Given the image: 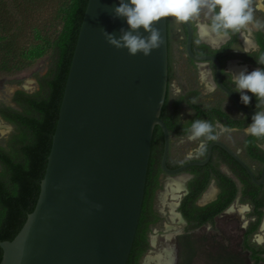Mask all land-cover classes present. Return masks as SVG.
<instances>
[{
    "label": "water",
    "instance_id": "1",
    "mask_svg": "<svg viewBox=\"0 0 264 264\" xmlns=\"http://www.w3.org/2000/svg\"><path fill=\"white\" fill-rule=\"evenodd\" d=\"M119 0H88L73 53L47 167L34 211L12 241H0V264H127L143 207L153 134H164L162 169L177 175L203 166L220 147L256 185L251 167L225 143L215 140L201 161L166 166L170 134L160 118L169 77L168 18L155 27L163 45L150 56L109 45L102 29L120 35L125 19L111 10ZM186 30L187 56L215 66L217 87L245 115L247 108L221 79L222 63L192 49L194 26ZM143 35H148L141 30Z\"/></svg>",
    "mask_w": 264,
    "mask_h": 264
},
{
    "label": "trees",
    "instance_id": "2",
    "mask_svg": "<svg viewBox=\"0 0 264 264\" xmlns=\"http://www.w3.org/2000/svg\"><path fill=\"white\" fill-rule=\"evenodd\" d=\"M53 2L51 0H0V72H13L21 69L17 65H10L18 56L23 55L21 49L18 48L16 14L19 15L27 10L37 11L48 7ZM87 4L88 0H58V16L62 25L55 38L45 42L46 49L51 52L50 66L44 75H34L38 90L33 94L17 90L12 96V103L16 108L0 107V117L11 124L15 130L7 142L8 149L0 146V241H12L36 207ZM170 18H168V87L160 117L168 115L170 111L172 71ZM181 25L186 36V30L183 24ZM193 28V52L198 55H215L222 62L229 57L224 55L225 50L238 41V33H235L227 46L213 50L210 46L197 41L196 28ZM256 38L261 51L258 55L247 54L244 58L245 61L260 65L256 58L264 53V32H258ZM185 42L186 40L184 45ZM44 49L37 48L36 55L41 56ZM260 66L264 68V65ZM236 94L240 97L239 93L236 92ZM249 95L252 94L249 93ZM192 100L191 97L189 106L197 115L196 120H207L214 126L219 123L225 128L240 130L245 129L252 122L253 115L234 118L220 105L204 107L198 103H191ZM255 106L256 98L252 96L251 104L247 107L254 108ZM165 122L169 131L172 132L169 120L165 119ZM159 139L163 144V135L160 129L156 128L152 144H156ZM257 143H264V141H256L248 135L243 139L247 156L262 165L264 164V151L255 146ZM222 164L229 168L232 175L220 168ZM209 167V165L193 167L199 175L190 183L189 193L183 197L178 207V211L188 222L187 231H194L208 224L211 225V229H216L217 218L239 198L240 203L251 206V211L247 214L249 223L243 232L242 248L249 253L251 264H264V245L253 244L250 241V238L259 231L264 217V184L256 185L245 169L226 151L217 146L214 147L211 158V174L208 171ZM259 172L260 170L255 172L257 178L260 177ZM157 177L158 175L154 173V164L150 162L140 221L127 264H140L142 257L151 248L149 233L152 226L160 221V216L154 208L156 192L162 187ZM210 179L211 182H215L220 191L210 204L199 206L196 201L207 189ZM2 258L3 250L0 247V263Z\"/></svg>",
    "mask_w": 264,
    "mask_h": 264
},
{
    "label": "rangeland",
    "instance_id": "3",
    "mask_svg": "<svg viewBox=\"0 0 264 264\" xmlns=\"http://www.w3.org/2000/svg\"><path fill=\"white\" fill-rule=\"evenodd\" d=\"M51 1L54 2L43 9L37 11L27 10L19 13V15L16 14L15 20L18 19V23L16 22L18 48L21 49L23 55L18 56L10 65H17L21 69L13 72H0V107L12 106L16 108L12 103V96L17 90H24L29 94L35 93L38 90V84L34 75H44L50 66L51 52L46 49L45 42L55 38L62 25L58 16V0ZM260 3L264 5V0H254V18L264 23V11H261L262 9L259 7ZM209 22L210 18L203 13L198 19L191 21L196 28L197 41L206 42L216 48L224 42V39L219 38L218 43H210L205 40L207 35H203L205 38L203 39L199 31L200 24ZM260 30L264 32V29ZM253 31L257 30L253 29L251 32L248 30L241 31V42L233 46L236 52L247 49L244 48L243 42L246 38L250 40L253 38ZM185 40L186 36L181 23H176L174 18H170V60L172 66L170 107L180 100L181 94L192 90L197 92L194 97L196 103L202 106L220 105L233 117H241L242 113L236 108L232 100L216 88L214 84L211 87V80L213 82L212 73L209 76V81L207 80L208 86L205 82L200 85L201 80L198 70L196 69L195 72L193 66L188 62L184 45ZM37 48H45L41 56L36 55ZM233 63L229 62V64ZM198 67L203 71L205 64L200 63ZM212 89L215 90L212 91ZM185 112L186 114L190 113ZM244 130L239 129L238 131L229 132L220 131L218 128L217 139L225 142L241 156L246 157L243 148V139L246 136ZM14 132V127L0 117V146L8 149L7 142ZM188 142L190 144L191 141ZM182 146L179 138H172L171 156L173 158L181 159L184 156L185 147ZM247 160L253 165L254 169L258 170L260 168L259 164L248 158ZM222 169L226 172L224 166H222ZM179 177L167 176L163 178L162 187L156 192L154 208L160 216V221L152 226L149 233L151 248L142 257L140 264H155L153 260L149 259L161 254L167 248L170 249L169 252L174 258L172 264H251L249 253L242 248L243 232L249 222L247 214L250 212V205L240 203L237 199L232 206V210L228 209L229 211L227 210L217 218L216 229L213 230L206 226L193 232H186V222L182 219H173L171 214L173 205L177 210L179 201L185 192V186L178 193H174L172 188L169 187V183ZM211 186H214V184ZM203 203L206 202H200V204ZM257 233L264 235L261 230ZM253 237L250 238V241L256 244Z\"/></svg>",
    "mask_w": 264,
    "mask_h": 264
},
{
    "label": "clouds",
    "instance_id": "4",
    "mask_svg": "<svg viewBox=\"0 0 264 264\" xmlns=\"http://www.w3.org/2000/svg\"><path fill=\"white\" fill-rule=\"evenodd\" d=\"M253 4L254 0H119V4L112 8L111 13L114 18L125 19L128 28H121L119 37L103 29L102 34L106 42L114 48L127 49L131 56L142 53L147 57L164 43L160 30L155 27L162 18L171 17L176 23L182 24L198 19L203 13L210 18V22L200 24V29L226 40L242 30L251 32L253 29H264V23L254 18ZM141 30L148 35H143ZM257 47L252 45L253 50ZM244 52L249 54L247 50ZM256 60L258 64L264 65V53ZM231 74L234 92L240 94L241 103L248 106L252 96H255L256 107L260 109L252 116V122L244 130L245 134L256 141H264V68L250 72L245 68ZM191 103H196V99L193 98ZM217 127L220 131L239 130L225 128L219 124L214 126L210 121L197 119L183 131L187 133L188 140H199L198 150L203 151L206 149V141H215L218 138ZM255 146L264 151V143H257ZM260 228L261 232H264V223ZM253 241L264 245V235L257 233Z\"/></svg>",
    "mask_w": 264,
    "mask_h": 264
},
{
    "label": "flooded vegetation",
    "instance_id": "5",
    "mask_svg": "<svg viewBox=\"0 0 264 264\" xmlns=\"http://www.w3.org/2000/svg\"><path fill=\"white\" fill-rule=\"evenodd\" d=\"M260 31H262V30H257V31H253L252 32L253 33L252 34L253 38L251 39V42H252V45L255 44V45L258 46L257 49L253 50L252 45H251L250 48L244 50V51L247 50L250 55H254V54L258 55L259 52L261 51V47H260V45L258 44V42L256 40L257 39L256 38V34L258 32H260ZM202 38L205 39L204 36ZM231 40H232V35L228 39L224 40V42L222 44H220V46H218L216 48L210 46L206 42L200 41L199 43L200 44H206V45L210 46L211 49H213V50H218V49H221L224 46H227L230 43ZM240 42H241V32L238 33V41H237V43H234L233 45H231L229 47V49L225 50V52H224V55L225 56H229V57H227V59H224L223 62L217 57L222 63L221 79H222V81L224 79L223 83L229 89H231L233 92L235 90V86L231 82L232 81V74L231 73H234V71L232 70L231 67L246 66V65L248 66L249 65L250 67H247L249 69V72L253 71V70L257 69V68H261L260 65H255V64H253L251 62L245 61L244 56L247 55L248 53H246L244 51H241V52L237 51L236 52V50L233 49V46L238 44V43H240ZM211 43H213V41H211ZM196 55H198V54H196ZM202 55H212V54H202ZM186 56H187V54H186ZM213 56H215V55H213ZM187 59H188V62L191 64V66H193L192 67L193 70L195 72H196V69L198 70L199 77H200V74H201L202 70L198 67V64H200V63H204L205 64L206 67H205L204 71L208 72V77L203 78V79H202V77H200V80H201V82H199L200 85H203L202 83L205 82V84L208 86L207 80L209 81V76L211 74V70H212V74H213V82L216 85V82H215V66H214L213 63H211V62H197V61H194V60L190 59L188 56H187ZM229 62H234L235 64L234 63L233 64H229ZM209 86H210V84H209ZM216 88H218L217 85H216ZM234 93L236 94V92H234ZM196 95H197V92L192 91V90L181 94L180 100L178 102L174 103L172 107H170L169 114L168 115H164V117L163 116L160 117L164 121L166 126H167V123L165 122V119H168L169 122L171 123V126H172V132L169 131V128L167 126L169 134H170V149H169V154H168L167 162H166V166H167L168 169H171V170L176 169V168H178V167H180V166H182V165H184V164H186L188 162H191V161H201V160H204L206 158V156H207L208 147L211 144V141H206L205 142L206 143V149L203 150V151H200V150H198V145H199L200 141L199 140L191 141L190 144H188L189 140L187 138V133L183 131V129L189 128L191 123L194 120H196V118H197V115L195 114V112L189 106V101H190L191 97L194 98ZM239 99H240V97H239ZM204 107H211V106H204ZM236 108H237V106H236ZM185 111H188L190 113L186 114ZM244 115L245 114L242 113L241 117H243ZM241 117H234V118H241ZM219 125H221V124H219ZM156 128H159L161 133H162V135H163V144H162L160 139L158 140V142L156 144H152L150 162H152L154 164V173L156 175H158L157 179H158V181L161 184H162V179L167 177V176H180L179 178H177L182 183V188L180 189V191L183 189V186H185V192L183 193V195H182V197H181V199L179 201V204H178V207H179L183 197L186 196L189 193V185H190V183L199 175V172L196 169L193 168V167H196V166H190L187 169H185L183 172H181V173H179L177 175H170V174H167V173H165L163 171L161 161H162V155H163V150H164V134H163V132H162V130H161V128L159 126H156ZM172 138H179L181 144L183 145L182 147L183 148L185 147L184 148V156L181 159L173 158V156H171ZM216 140H218V139H216ZM219 141H221V140H219ZM221 142H223V141H221ZM223 143H225V142H223ZM243 148H244V146H243ZM231 149L234 150L233 148H231ZM234 151L251 167V169L253 170L254 174H255V172H258L260 170L259 174L261 176V169H262L263 164L262 165L259 164L260 168H258V170H256V169H254L253 165L247 160V158L249 160H251V159L247 156L245 149H244V151H245V155H246L247 158L245 156H241L240 153H238L236 150H234ZM212 156H213V154H212ZM211 158L212 157H210L209 162L207 164H205L206 166H208V165L210 166L209 169H208V171H210V174H211ZM251 161L254 162L253 160H251ZM255 163H257V162H255ZM205 165H203V166H205ZM222 166H224L226 168V172L228 174L232 175V173L229 171V168L225 164H222L220 166L221 169H222ZM200 173H201V171H200ZM259 178H257V179H259ZM211 183H214V185L216 186L217 190H219V188L217 187L215 182L214 181L211 182V179H210V182H209V185H208L207 189L202 193L200 198L196 201L197 205L205 206V205H208V204L211 203V199H209L208 201H204L206 203L200 204V202H202L203 195L206 193V191L209 188H211ZM250 211H251V209H250ZM177 212L181 215V219L186 222L185 231L186 232H193V231H187L188 222L185 220L183 215L178 211V208H177ZM206 226H209L211 228V225H209V224L205 225V226H202V227H206ZM202 227H200V228H202ZM200 228H198V229H200ZM198 229H196V230H198Z\"/></svg>",
    "mask_w": 264,
    "mask_h": 264
},
{
    "label": "bare ground",
    "instance_id": "6",
    "mask_svg": "<svg viewBox=\"0 0 264 264\" xmlns=\"http://www.w3.org/2000/svg\"><path fill=\"white\" fill-rule=\"evenodd\" d=\"M202 31V30H201ZM203 35L206 34L207 36L209 35L208 33L202 31ZM211 39H212V36H211ZM232 70L234 72H239L240 70H243V68L241 67H231ZM169 187L172 188V191L174 193H178L180 191V189L182 188V183L180 180H175L171 183H169ZM217 188L214 187V186H211V188H209L206 193L203 195V200L202 201H205V200H209V199H213L215 198L216 196V193H217ZM229 210H232V206L229 208ZM228 210V211H229ZM171 214H172V217L173 219H181V215L177 212L176 208L174 207L173 205V208L171 210ZM264 223V222H263ZM170 249L167 248V249H164L162 251L161 254L155 256V257H152L151 259L149 260H153L155 264H172L173 263V260L174 258H172V254L171 252H169Z\"/></svg>",
    "mask_w": 264,
    "mask_h": 264
},
{
    "label": "crops",
    "instance_id": "7",
    "mask_svg": "<svg viewBox=\"0 0 264 264\" xmlns=\"http://www.w3.org/2000/svg\"><path fill=\"white\" fill-rule=\"evenodd\" d=\"M259 7L262 9L261 11H264V5L262 4V3H260V5H259ZM199 31H200V34H201V36L203 37V33H202V31H201V29H200V27H199ZM204 35H206V34H204ZM211 36H212V39H211ZM206 37V36H205ZM220 37H217V36H215V35H213V34H209L207 37H206V41H209L210 43H211V41H213V43H218L219 41H220V39H219ZM208 42V43H209ZM243 45H244V47L245 48H250L251 47V45H252V42H251V40L250 39H248V38H246L245 40H244V42H243ZM206 67V66H205ZM204 67V68H205ZM237 67H241V68H243V69H247L248 71H249V69L247 68V67H250L249 65L247 66H237ZM207 73V74H206ZM212 73V72H211ZM202 76H204L203 78H206V77H208V72L207 71H201V74H200V77H202ZM202 78V79H203ZM214 84V86L216 87V85H215V83L214 82H212V80H211V87H212V85ZM212 184H214V183H211V185ZM214 187H216L215 185H214ZM218 192H219V190L217 191V193H216V196H217V194H218ZM216 196H215V198H216ZM215 198H213V199H211V201L212 200H214ZM239 199V198H238ZM233 206V205H232ZM226 212V211H225ZM224 212V213H225ZM264 222V217H263V221H262V223ZM247 227V226H246ZM246 229V228H245ZM259 230H261V228L259 229Z\"/></svg>",
    "mask_w": 264,
    "mask_h": 264
}]
</instances>
